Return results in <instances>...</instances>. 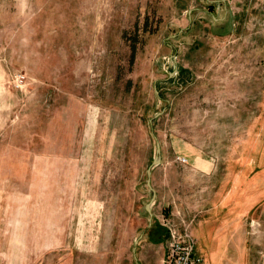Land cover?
Returning <instances> with one entry per match:
<instances>
[{"label":"rangeland","instance_id":"obj_1","mask_svg":"<svg viewBox=\"0 0 264 264\" xmlns=\"http://www.w3.org/2000/svg\"><path fill=\"white\" fill-rule=\"evenodd\" d=\"M184 223L264 264V0H0V264H157Z\"/></svg>","mask_w":264,"mask_h":264},{"label":"built area","instance_id":"obj_2","mask_svg":"<svg viewBox=\"0 0 264 264\" xmlns=\"http://www.w3.org/2000/svg\"><path fill=\"white\" fill-rule=\"evenodd\" d=\"M165 257L163 264H201L203 259L196 252V241L190 232V225L167 224Z\"/></svg>","mask_w":264,"mask_h":264},{"label":"crops","instance_id":"obj_3","mask_svg":"<svg viewBox=\"0 0 264 264\" xmlns=\"http://www.w3.org/2000/svg\"><path fill=\"white\" fill-rule=\"evenodd\" d=\"M152 206V205H151ZM148 213H149V215H150V212L148 211ZM151 215H152V213H151ZM150 215V216H151ZM165 235H164V240L163 241H160V242H157V243H152V242H150L152 245H157L158 247V249H157V251H158V261H157V264H163V262H164V257H165ZM142 258V257H141ZM217 264V263H216Z\"/></svg>","mask_w":264,"mask_h":264},{"label":"water","instance_id":"obj_4","mask_svg":"<svg viewBox=\"0 0 264 264\" xmlns=\"http://www.w3.org/2000/svg\"><path fill=\"white\" fill-rule=\"evenodd\" d=\"M156 147H157V152H160V146H159V144H157ZM157 160H158V158L154 159V160H153V164H156V163H157ZM147 174L150 175V168H148V170H147ZM147 184H148V185L150 184V179H149V178L147 179ZM154 197H155V194L153 193V196H152V198H151V202L154 200ZM151 202H150L149 204L146 205V209H147L148 211L150 210V204H151ZM149 212H150V211H149ZM150 215H151V212H150ZM167 236H168V233L166 232V233H165V237H167Z\"/></svg>","mask_w":264,"mask_h":264}]
</instances>
